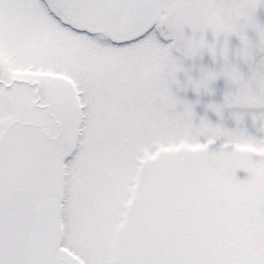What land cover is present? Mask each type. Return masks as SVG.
<instances>
[{"label":"snow or ice","instance_id":"obj_1","mask_svg":"<svg viewBox=\"0 0 264 264\" xmlns=\"http://www.w3.org/2000/svg\"><path fill=\"white\" fill-rule=\"evenodd\" d=\"M262 4L0 0V264H264V135L240 112L194 123L172 91L223 77L235 90L206 108H264V59L246 77L227 47L264 53ZM205 51L223 63L193 78L182 61Z\"/></svg>","mask_w":264,"mask_h":264},{"label":"flooded vegetation","instance_id":"obj_2","mask_svg":"<svg viewBox=\"0 0 264 264\" xmlns=\"http://www.w3.org/2000/svg\"><path fill=\"white\" fill-rule=\"evenodd\" d=\"M255 20L257 23L264 25V4L260 5L257 7L256 11H255ZM245 35L249 38L250 42L255 45L256 41H257V35L255 33V31H253L252 29H247L245 32ZM229 38H233V39H237L236 36H229ZM239 46L232 48V51L229 52L228 54V62L237 66L239 68V70L245 74V76H249L251 74L250 69H255L262 61V59H264V53L259 52L255 47H253L252 51H257V54L253 57V59L251 60V62L244 64L241 62H238L236 60H233L230 56H232L233 54V58L234 59H240L238 56H236L235 50L238 49ZM187 60V59H186ZM193 60L195 63H201L203 64L204 68L209 69V70H215L218 71L223 63V61L221 60V58L219 57V55H217L215 61L212 59V57H206V58H198V57H194ZM194 65L196 66L197 64ZM213 83V85H220L222 88V99L220 101V103H223V97L226 93H228L229 91H234L235 88L234 86L230 83L227 82L223 77H218L215 81L211 82V84ZM233 112H240L243 114L242 116V120L241 123L239 125L240 128L244 129L246 131V133L250 136H253L257 139H259L262 135L259 131V117L261 114H264V108H249V107H233V108H225L223 110L224 115L220 118V120L216 121L214 119H206L208 121H210L212 124H221L223 127H226L228 129H233L235 127H237L236 123L234 122V120L232 119V113ZM256 116L257 120L254 122L252 117ZM222 140V139H221ZM222 142H218V144L221 145ZM236 178L243 180L247 178V173L243 170H237L236 172Z\"/></svg>","mask_w":264,"mask_h":264},{"label":"rangeland","instance_id":"obj_3","mask_svg":"<svg viewBox=\"0 0 264 264\" xmlns=\"http://www.w3.org/2000/svg\"><path fill=\"white\" fill-rule=\"evenodd\" d=\"M183 66L189 69V74L196 78L199 75V69L204 68L203 64L195 63L193 60H186L182 61ZM197 64L196 66L194 65ZM177 79L181 81V84L185 81L186 77L184 73H178ZM211 89V93H206L203 90L199 94L193 92L191 86L189 85L188 88L185 90L183 87L177 89L175 85L172 86L173 93L180 99L186 100L188 102L193 103V111L195 113L194 123H198L200 118L205 119H214L216 121L220 120L221 117H218L213 111L206 108V105L210 103L214 104H221L220 101L222 99V88L220 85H213V83L209 85ZM224 113L222 112V116ZM199 142L205 143L206 139L204 137L199 138ZM218 142H222L221 139L216 140L213 144L209 145L208 148L210 151H215L220 148V144Z\"/></svg>","mask_w":264,"mask_h":264},{"label":"water","instance_id":"obj_4","mask_svg":"<svg viewBox=\"0 0 264 264\" xmlns=\"http://www.w3.org/2000/svg\"><path fill=\"white\" fill-rule=\"evenodd\" d=\"M188 31H189L188 29H185V33H186V34H188ZM204 36H205V40H206L207 42H209V43L212 42L213 37H212V34H211L210 31H206L205 34H204ZM223 40H224L223 36L218 37V38H217V45L219 46V44L222 43ZM237 46H240V42H239V40H238V39H233V38H229V37H228L227 47H228V49H229V52L232 51V48L237 47ZM256 54H257V51H252V58H251V60L253 59V57H254ZM197 57H198V58H206V57H210V55L207 53V51H205L202 55L197 56ZM230 57H231L233 60H236V61L241 62V63H244V64H247V63L251 62V60H249L248 62H245V61H242L241 59H234V58H233V54H232V56H230Z\"/></svg>","mask_w":264,"mask_h":264},{"label":"clouds","instance_id":"obj_5","mask_svg":"<svg viewBox=\"0 0 264 264\" xmlns=\"http://www.w3.org/2000/svg\"><path fill=\"white\" fill-rule=\"evenodd\" d=\"M244 15H245L244 12L233 11L230 14L231 22L232 23H240V22H243Z\"/></svg>","mask_w":264,"mask_h":264}]
</instances>
